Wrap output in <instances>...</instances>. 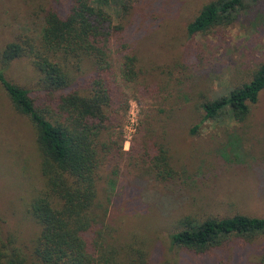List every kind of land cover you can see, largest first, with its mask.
<instances>
[{
	"label": "rangeland",
	"instance_id": "obj_1",
	"mask_svg": "<svg viewBox=\"0 0 264 264\" xmlns=\"http://www.w3.org/2000/svg\"><path fill=\"white\" fill-rule=\"evenodd\" d=\"M210 0H117L108 5L120 23L121 43L109 52L113 84L126 110L121 150L100 167L94 212L118 234V243H141L151 264H260L264 236L231 239L197 254L173 246L169 235L183 216L195 220L237 213L264 216V89L244 122L229 113L202 120L201 102L248 80L264 62V0L235 20L189 35L186 26ZM69 0H0V52L20 36L37 40L45 7L65 12ZM121 5V6H120ZM137 57L140 73L121 76L122 53ZM4 76L31 91L41 88L26 57L0 63ZM163 142L179 175L160 181L141 156L145 141ZM35 129L16 112L0 84V237L29 251L39 232L27 212L42 185ZM136 239V240H133ZM133 244V245H135Z\"/></svg>",
	"mask_w": 264,
	"mask_h": 264
},
{
	"label": "trees",
	"instance_id": "obj_2",
	"mask_svg": "<svg viewBox=\"0 0 264 264\" xmlns=\"http://www.w3.org/2000/svg\"><path fill=\"white\" fill-rule=\"evenodd\" d=\"M257 1L210 0L188 22L187 33L230 24L240 10ZM116 2L69 0L65 12L45 7L37 40L23 35L0 52L2 65L26 57L38 73L37 91L11 82L1 69L0 84L14 110L35 129L42 178L27 204L39 232L29 251L16 246L11 237H0V264H151L141 243L119 244L117 231L94 212L100 167L108 154H122L120 134L106 140L102 136L120 125L118 114L127 107L126 96L118 95L113 84L109 59L114 40L121 43L122 26L108 9ZM121 55V76L135 80L140 73L137 57L127 51ZM263 89L261 62L248 80L201 102L202 120H215L227 112L234 121L244 122ZM145 142L141 160L155 178L177 177L170 149L153 139ZM177 224L169 235L171 245L197 254L231 239L264 236V216L237 213L200 220L183 216Z\"/></svg>",
	"mask_w": 264,
	"mask_h": 264
}]
</instances>
